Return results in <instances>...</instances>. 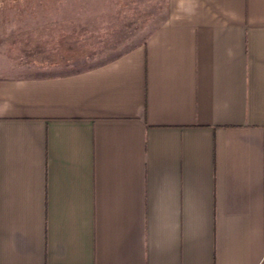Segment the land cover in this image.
<instances>
[{"label":"crops","instance_id":"obj_1","mask_svg":"<svg viewBox=\"0 0 264 264\" xmlns=\"http://www.w3.org/2000/svg\"><path fill=\"white\" fill-rule=\"evenodd\" d=\"M89 67L0 54V264H264V0H162Z\"/></svg>","mask_w":264,"mask_h":264},{"label":"rangeland","instance_id":"obj_2","mask_svg":"<svg viewBox=\"0 0 264 264\" xmlns=\"http://www.w3.org/2000/svg\"><path fill=\"white\" fill-rule=\"evenodd\" d=\"M162 0H0V54L9 64L70 71L141 44Z\"/></svg>","mask_w":264,"mask_h":264}]
</instances>
